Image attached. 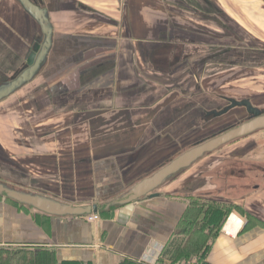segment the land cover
<instances>
[{
    "label": "crops",
    "instance_id": "1",
    "mask_svg": "<svg viewBox=\"0 0 264 264\" xmlns=\"http://www.w3.org/2000/svg\"><path fill=\"white\" fill-rule=\"evenodd\" d=\"M31 1L45 11L50 46L33 78L0 100V172L15 189L62 203L96 200L103 210L88 214L98 215L89 220L0 198V248L9 253L4 261L158 264L174 236L186 237L180 224L194 197L237 204L251 216L232 211L229 216L240 223L228 224L227 231L226 222L201 260L192 255L198 264H264V174L251 181L250 175L232 173L251 163L229 155V146L173 174L156 195L113 204L180 151L182 145L171 140L172 126H178L179 142L186 140V128L175 123L186 121L184 101L172 99L171 75L155 68L186 63L190 57L181 54L190 45L179 38L213 34L204 22L216 24L219 37V6L243 13L248 33L264 37V0ZM43 41L39 21L20 0H0L1 86L33 63ZM203 60L192 59L197 72ZM197 76L196 90L203 82L201 73ZM217 76L212 71L208 78ZM192 109L190 122L203 108ZM213 110L218 109L203 112Z\"/></svg>",
    "mask_w": 264,
    "mask_h": 264
},
{
    "label": "rangeland",
    "instance_id": "2",
    "mask_svg": "<svg viewBox=\"0 0 264 264\" xmlns=\"http://www.w3.org/2000/svg\"><path fill=\"white\" fill-rule=\"evenodd\" d=\"M240 8L242 7L240 6ZM218 12L220 13L218 15V20L220 22V26L218 27L219 37L215 38L214 36L216 24L204 22V24L206 23V26H212L213 31L209 29L206 30L213 34H204L203 36L195 37V34L187 33V36L179 38V40L183 41V44L190 45L189 47H186V50H189V52L187 54H181L183 56L187 55V58L190 57L186 63L183 62L185 60L178 62L173 61L169 67L166 63L164 69L155 68L156 72L171 75L170 91L172 99L178 96L180 100L184 101H182L183 103L181 104L180 109L186 111V121H184V117H181L179 119L176 118L175 123L181 124L180 129L182 130L186 128L187 135L185 142H179L178 140V135H176L179 133L176 131L178 126H172V131L170 132L172 143H180L182 145L177 154L194 146L197 142L206 140L227 127L239 124L245 120L247 113L242 106H235L229 109L231 111L216 117L213 114H209L208 111L207 113L203 112L205 109L210 110L213 108L219 110L221 108L223 109L224 106H227V102L229 103V101L225 100L224 96H232L233 98L230 99L248 98L254 106H258V108L264 110V37H259L257 28L255 30L257 33L254 32L256 35L248 33V28L246 29L242 25L243 13L238 11L231 13L226 12L222 6L218 7ZM189 18L192 20L194 19L192 15H189ZM253 19L254 18L250 19V22H253L254 24L255 19ZM176 22L186 24L182 21ZM194 43L196 45H194ZM194 46L197 47L195 48ZM211 47L213 48L211 49ZM37 51L38 50L36 49V53ZM198 51L199 53H197ZM197 54L199 55L198 57H205V60L197 64L199 67L198 72L194 69V64L192 62V59L198 58L194 57V55ZM211 54L214 55V59H212ZM173 55L174 52H171L169 56L171 61L173 60ZM213 62L217 63V66L213 67ZM40 67L41 65L38 66L34 74ZM212 71L218 72V76L213 78V81L208 78ZM199 73H201L203 78V82L201 83L202 88L197 87L196 90L193 80L195 76L199 78L197 76ZM183 77H185L184 80H182ZM206 78H208V80H205ZM174 81L175 83H173ZM2 87L3 86L0 85V89ZM199 88L200 90H198ZM195 104L197 107L201 105L203 109L199 114L196 113L197 122L195 121V118L190 122L192 119L191 114L195 113V108L192 110L190 109ZM192 123L193 126L191 125ZM180 135L183 134L180 133ZM181 137L179 138L181 139ZM226 147L230 152L229 155L233 157H244L245 162L251 163L249 165L246 163L242 166H238L239 169L233 170L232 173L250 175L251 181H253L252 178L256 174L257 176L264 174V129L255 130L248 135L223 144L216 150L208 152L205 155L209 156V154L217 153L219 150ZM3 174L4 173L0 172V184L13 188L10 186V182H8L9 180L3 178ZM4 250L5 249L0 248V264H8L7 261H4L3 257L8 256L9 253ZM183 259L190 260L194 259V257L186 256Z\"/></svg>",
    "mask_w": 264,
    "mask_h": 264
},
{
    "label": "water",
    "instance_id": "3",
    "mask_svg": "<svg viewBox=\"0 0 264 264\" xmlns=\"http://www.w3.org/2000/svg\"><path fill=\"white\" fill-rule=\"evenodd\" d=\"M20 2L34 15L41 25L45 39L41 45L40 51L37 53L33 63L27 67L11 84L4 90L0 91V100L9 92L14 91L23 82H28L34 76L35 70L40 65L43 57L46 55L50 46V29L47 25L45 11L31 0H20ZM229 104L218 111H209V114L215 116L226 113L229 109L235 106H242L248 113V119L239 124L227 127L226 129L214 134L206 140L197 142L194 146L182 151L173 156L168 162L160 166L152 174L142 178L137 183L132 185L122 196L115 198L113 204H127L133 200L146 195H156L153 191L163 184L169 177L177 173L183 168H186L203 157L206 153L212 152L230 141L236 140L242 136L248 135L255 130L264 129V110L254 106L249 99L234 100L229 99ZM0 194L35 208L41 212L58 216H82L88 215L91 212L98 211V201H93L90 204H72L62 203L52 198L34 194L27 191L10 188L0 184Z\"/></svg>",
    "mask_w": 264,
    "mask_h": 264
},
{
    "label": "trees",
    "instance_id": "4",
    "mask_svg": "<svg viewBox=\"0 0 264 264\" xmlns=\"http://www.w3.org/2000/svg\"><path fill=\"white\" fill-rule=\"evenodd\" d=\"M5 198L19 207H27L6 195L0 194V198ZM191 206L184 215L180 229L181 233H186V237L176 235L162 251V256L158 264H175L185 261L186 256H197L201 260L209 247L208 241L222 229L227 218L232 211L250 217L241 206L224 201L201 200L191 197ZM98 210H103V205L98 206ZM5 251V250H4ZM185 251V255H183ZM183 255L177 260V256ZM205 264V263H202Z\"/></svg>",
    "mask_w": 264,
    "mask_h": 264
},
{
    "label": "built area",
    "instance_id": "5",
    "mask_svg": "<svg viewBox=\"0 0 264 264\" xmlns=\"http://www.w3.org/2000/svg\"><path fill=\"white\" fill-rule=\"evenodd\" d=\"M230 218L231 217L229 216L227 218L226 222H228ZM88 219L89 220H96V219H98V215L97 214L88 215ZM175 264H198V261L196 259H190V260H185V261H182L180 263H175Z\"/></svg>",
    "mask_w": 264,
    "mask_h": 264
},
{
    "label": "bare ground",
    "instance_id": "6",
    "mask_svg": "<svg viewBox=\"0 0 264 264\" xmlns=\"http://www.w3.org/2000/svg\"><path fill=\"white\" fill-rule=\"evenodd\" d=\"M239 223H240V219L238 217H235V216L232 215L231 218L229 219V221L227 222L224 230L231 231V229L227 228V225L230 224L233 228H236V226Z\"/></svg>",
    "mask_w": 264,
    "mask_h": 264
},
{
    "label": "flooded vegetation",
    "instance_id": "7",
    "mask_svg": "<svg viewBox=\"0 0 264 264\" xmlns=\"http://www.w3.org/2000/svg\"><path fill=\"white\" fill-rule=\"evenodd\" d=\"M6 87H8V86H6ZM5 86L4 87H2L1 89H0V91H2V90H4L5 88H6ZM229 103L227 102V105H228ZM226 106H224V108H225ZM222 109V108H221ZM245 109V108H244ZM246 111V110H245ZM247 113V112H246ZM248 113H247V116H245V120L246 119H248Z\"/></svg>",
    "mask_w": 264,
    "mask_h": 264
}]
</instances>
